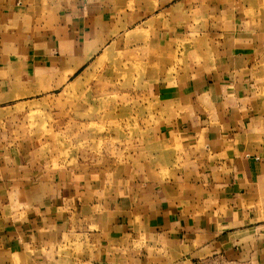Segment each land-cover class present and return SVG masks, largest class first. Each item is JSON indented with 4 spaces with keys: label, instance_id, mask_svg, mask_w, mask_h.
<instances>
[{
    "label": "crops",
    "instance_id": "obj_1",
    "mask_svg": "<svg viewBox=\"0 0 264 264\" xmlns=\"http://www.w3.org/2000/svg\"><path fill=\"white\" fill-rule=\"evenodd\" d=\"M0 264H264V0H0Z\"/></svg>",
    "mask_w": 264,
    "mask_h": 264
},
{
    "label": "rangeland",
    "instance_id": "obj_2",
    "mask_svg": "<svg viewBox=\"0 0 264 264\" xmlns=\"http://www.w3.org/2000/svg\"><path fill=\"white\" fill-rule=\"evenodd\" d=\"M119 76V75H118ZM129 87L133 89V87ZM85 101L89 100V97L84 98ZM120 96L114 95L112 98L106 99V97H97L93 102L95 103V108L92 109V111H89L86 107L81 110L80 113L77 115H73L70 110L67 111L64 118L60 116L59 114H56V111L53 113L48 114H42L38 111L33 112L31 117V123H33V126L37 129L33 130L34 135H44L49 133L52 134L50 131L52 130L51 123H56V130L59 132V135L69 136L72 137V131H73V125L74 122L78 119L81 120V123H92L89 128V133L93 135H101L100 137H103L106 135V127L108 134L112 136H119L121 134L120 129V119L121 116V105L117 104V101L119 103ZM112 105V106H111ZM88 107V105H87ZM109 110L108 112L106 111ZM145 112H143L142 107H137V102H133L130 104V107L128 108V116H124L125 118L129 119V123H126V128L129 130L131 135L135 134L136 128H137V118L144 115ZM27 121V119H26ZM115 123H112V122ZM48 124V128H46V125ZM85 130V129H82ZM57 136V134H56ZM65 147L61 144L62 148H65V151H68L70 149V144H64ZM69 146V148H68ZM56 163L55 167L57 166V161H54Z\"/></svg>",
    "mask_w": 264,
    "mask_h": 264
}]
</instances>
